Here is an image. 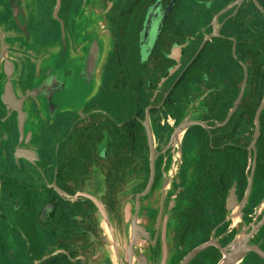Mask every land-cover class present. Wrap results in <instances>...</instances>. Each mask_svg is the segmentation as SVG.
<instances>
[{
    "label": "flooded vegetation",
    "instance_id": "af4514ba",
    "mask_svg": "<svg viewBox=\"0 0 264 264\" xmlns=\"http://www.w3.org/2000/svg\"><path fill=\"white\" fill-rule=\"evenodd\" d=\"M164 1H167L165 6ZM175 1L158 0L148 9L143 20L144 31L156 8L160 7L164 16L153 40L151 36L146 39L144 33L146 46L143 51L142 45L143 60L151 55ZM7 2L16 25L27 34L24 2ZM212 5L207 2L208 7ZM93 11L81 20L91 26L96 22V34L98 18L96 9ZM236 13L230 8L214 13L210 20L211 30L198 42L187 69H181L182 64L178 67L179 73L163 96L162 103L158 104L159 109L166 107L167 98H172L180 90L186 72L198 68L202 70V76L210 81L209 71L203 65L205 55L212 60H209L211 63H225L231 57L243 69L245 61L242 57L247 54L253 59L254 66L260 63L262 43H258L256 37L240 40L231 35L230 28L225 29L235 20ZM76 18L73 12L71 25L75 35H78ZM205 28L203 23L201 29ZM83 29L84 26L81 35ZM93 33L88 41L78 35L77 39L81 37V43L87 44L82 45L83 55L72 67V75L78 76V81L85 87L94 85L102 67L104 51L98 45L101 43L98 36L95 39ZM65 40V43H72L67 35ZM4 44L3 54L0 39V144H5L8 151V144L15 139L20 146L16 145L13 149L14 161L17 165H23V161L31 164V182H26L24 168L19 172H6L7 176H15L20 181L19 193L16 194L21 200L18 207L31 204L33 208L34 246L27 249V260H31L32 264H229L231 259H237L234 264H264V258L251 248L256 246L264 252V123L261 120L264 107L257 121V109L263 101L256 100L257 93L251 91L235 107L229 103L230 90H225L222 98L213 99L205 106L206 115L189 120L201 122L189 125L197 126V134L176 144L178 160L176 176L171 179L173 183H169V177L158 173L156 167L153 174L150 162L146 182L136 184L133 157L139 123L136 125L131 118L120 121L118 114L112 112V119L91 118L94 114L102 118L108 114L109 109L103 105L101 97L100 102L97 99L95 103L82 105L80 108L84 112L80 118L64 123L56 121L54 118L62 105L57 95L63 89L60 76L64 70V65H61L63 60L42 61V74L37 61L38 77L32 84L35 89L18 98L12 92L9 94L8 89L13 85L9 83V76L17 75L14 77L17 80L19 76L24 77L21 82L28 83L30 68L26 71L27 77L19 73L12 58L5 57L11 51ZM178 47L179 59L172 56L180 61L184 54L182 46L177 44L175 49ZM68 51V57L75 60L76 52L71 54L70 47ZM117 53L118 61L121 58L125 60L122 51ZM57 67L61 70H56ZM216 69L219 68L214 65L209 69L215 78L218 76ZM213 84L215 87V82ZM251 84L248 86L252 90ZM213 86L210 89L212 97L216 96L214 91L220 96V89L215 90ZM245 87L244 82L242 91ZM3 89L5 100L1 97ZM36 94L43 100L40 107L48 118V131L43 130L47 133V138L46 133L43 134V140L46 138L48 144L46 154L40 153L38 148L26 146L33 139L26 124L33 107L26 104ZM200 106L201 103H198L197 107ZM152 107H147L146 116L147 113L149 116ZM252 115L254 120L249 119ZM39 135L35 136L37 141H40ZM18 149L27 153L18 155ZM186 152L190 159L188 164L184 159ZM129 154V165L126 167L122 161ZM252 192L254 196L262 194L261 198L250 199ZM41 241L45 244L41 245Z\"/></svg>",
    "mask_w": 264,
    "mask_h": 264
},
{
    "label": "rangeland",
    "instance_id": "374dc122",
    "mask_svg": "<svg viewBox=\"0 0 264 264\" xmlns=\"http://www.w3.org/2000/svg\"><path fill=\"white\" fill-rule=\"evenodd\" d=\"M132 1L61 0V7L57 12V17H55L56 0H22L28 20L26 34L16 25L13 12L7 0H0V31L5 37L7 47L11 51L5 57L9 60L12 58L11 60L14 61L17 71L19 73L22 72L26 77V71L30 68L28 83L21 82L24 75L22 76L23 78L19 76L18 80L14 78L17 75L9 76V83H13V85L9 87L8 91L9 94L12 92L13 96L18 98L33 88L35 89V86L32 88V84L38 77L37 61L40 62V73L42 74L44 66L41 63L42 61L55 60L56 62H61L63 60L61 65H64V70L61 73L59 72L63 79V89L59 93L60 95H57L62 105L54 119L64 123V121L69 119L80 118L84 112L80 107L95 103L97 99L100 102V97L103 105L109 109V116L104 114L102 118L99 114H94L91 118L112 119L110 114L113 113L118 114L117 118L121 121L125 118H132L137 110L142 111L143 114L139 119L137 131L138 136L134 142L133 166L136 168L135 182L136 184L146 182L149 176L150 162L154 159L158 173H161L163 177H169V183H173L171 179L177 173L178 149L176 144L179 141L188 140L189 137L197 134L195 132L197 126L185 127L186 122L199 118L201 115H206L208 112L205 106L210 104L213 99L222 98L225 90L231 91L229 103L234 107L245 100V97L251 91L257 93L256 100L258 102L264 99V0H176L157 36V43H155L151 55L146 60H142V45L143 51L146 46L144 33L146 32V39L151 36L153 40L162 24L164 15L160 7L156 8L151 16L147 30L144 31V27L142 28L141 41L139 37H132L131 43H128V54L130 56L125 57V60L121 58L118 61V51H116L117 38L114 28L120 24V15L125 12L124 10L127 9ZM209 1L213 3L210 7L207 6ZM166 3L167 1H164L163 5L165 6ZM228 8L231 9V12L236 11L237 13L234 17L235 20L225 29L230 28L231 35L237 39L241 40L253 36L258 39V43H262L260 52L262 57L260 63L256 64V66H259L257 74L254 75L256 66H254L253 59H251L249 54L244 58L242 57L245 61L243 62L245 69L238 62L233 61L231 57L225 63H211L209 62L211 59L205 55L203 65L205 70L209 71L210 77L208 79L210 81L202 76V70L199 71L197 70L198 68L186 72L187 76L180 90L172 98H167L166 107L159 109L158 104L162 103L163 96L169 91L170 85L179 73L177 71L178 67L182 64L181 69L184 71L187 69L186 65L197 49L198 42L205 33L211 30L210 20L214 13ZM95 9L98 18V32L96 34L94 32V28H96L95 18L92 19L93 23L95 22L92 26L89 22H82L81 20L85 16H90V12L92 10L95 11ZM148 9L145 15H147ZM73 12L77 15L76 28L78 35H81L82 26H84V32L81 37H84L85 41H88L92 36L91 33L94 32V38L96 39L98 36L97 38L101 42L98 45L104 51L102 67L98 70V78L92 87H85L78 81V76L72 75V67L76 65L74 63L78 62V59L83 55L82 45L87 44V42L81 43L82 38L79 37L80 40H78V35L73 32L71 25ZM64 22L66 23L64 24ZM203 23L206 25L204 30L201 29ZM131 29L134 31L136 26ZM66 30H69V32L67 31L65 34ZM66 35L67 39H70L72 43H65ZM177 44L183 48L184 55L180 61H177L172 56ZM68 47L72 50L71 54L74 55L76 52L75 60H71L68 57ZM176 62L179 63L177 67ZM31 63L34 64L31 65ZM212 65L219 68L216 69L217 78L213 75L212 70L210 73L209 69ZM56 70L59 71L61 69L57 67ZM212 75L215 81H212L214 79ZM213 82H215V87ZM244 82L246 87L242 91ZM250 84L253 87L252 90L248 86ZM211 86L215 90L220 89L221 95L219 96L218 92L214 91L216 96L212 97L213 93H210ZM1 94L3 100H5L4 89ZM40 102L42 103L43 100L36 94L34 97L29 98L26 104L31 105L30 108L33 107L32 111H30L29 121H26L27 129L33 139L26 146L38 148L40 153L46 154L48 151V144L46 143L47 133L43 130L47 129L48 131V118L47 115H44ZM198 103H201L200 107H197ZM149 105L153 107L149 113V121H147L146 110ZM86 119L89 118L87 117ZM249 119L254 120V115L250 116ZM261 120L264 123V109L261 114ZM58 125H61V123H58ZM39 130L40 133L38 132ZM250 130L253 131L252 128ZM45 133L46 138L43 140V134ZM38 134H40L39 139L43 143L35 139ZM120 143L119 141L118 148ZM16 145L20 146L15 139H12V143L8 144L9 150L6 151L7 146L5 147V144L1 146L0 144L1 148L5 149V151H0V264H32L31 260H27L29 256L27 255V249L34 246L31 219L33 208L31 204H28L27 207H18V203L21 200L16 194L19 193L18 185L20 181L17 180V177H9L6 174L7 171L10 173L13 170L19 172V169L24 168L26 182L32 181L31 164L23 161V165L18 163V165L20 164V167H18L14 161L13 149ZM129 157L130 154L122 161L126 167L129 165ZM184 159L187 164L190 162L187 152ZM99 160L102 162V159ZM103 164V166H106V163L103 162ZM28 184L31 185L30 183ZM261 196L262 194L254 196L252 192L250 199L259 200ZM26 216L29 218H26ZM23 220L29 222H24ZM44 244V241H41V245Z\"/></svg>",
    "mask_w": 264,
    "mask_h": 264
},
{
    "label": "trees",
    "instance_id": "16d2710c",
    "mask_svg": "<svg viewBox=\"0 0 264 264\" xmlns=\"http://www.w3.org/2000/svg\"><path fill=\"white\" fill-rule=\"evenodd\" d=\"M158 0H133L132 3L127 7L125 12L120 15L119 21L120 24L114 28V32L116 35V49L117 51H122L124 58L130 54H128V42L134 38L142 37V28H143V20L145 19V12L148 8H150L154 3ZM118 24V22H117ZM136 29L132 31L131 28L135 27ZM131 27V28H130ZM134 34V35H133ZM131 43V42H130ZM125 58V59H126ZM133 58V56H132ZM143 60V59H142ZM140 63H142L140 61ZM128 68V66L126 65ZM184 76L181 77L184 78ZM143 114L142 111L137 110L134 116L131 118L134 120L135 124L139 123V119Z\"/></svg>",
    "mask_w": 264,
    "mask_h": 264
},
{
    "label": "water",
    "instance_id": "95a60500",
    "mask_svg": "<svg viewBox=\"0 0 264 264\" xmlns=\"http://www.w3.org/2000/svg\"><path fill=\"white\" fill-rule=\"evenodd\" d=\"M60 6H61V0H56V5H55V8H54V15H55V17H57V12L59 11ZM0 39H1L2 48H3V54H4V52H5V44H4V43H5V39H4V37H3V35H2L1 32H0ZM173 55H174V57H175L176 59H179V47L176 48V49H174V53H173ZM263 107H264V99H263V101L260 103V105H259V107H258V109H257V114H256V119H257V121L259 120V115H260V113H261ZM146 119H147V121H149L148 113H147ZM195 123H201V122H200V121L192 120V121H189V122L185 123V127H186V126H189V125H191V124H195ZM257 135H258V125H257ZM22 153H27V152H25L23 149H18V150H17V154H18V155H20V154H22ZM151 168H152V173L154 174V169H155V166H154V159L151 160ZM251 248L254 249V250H256V251H257V252H258V253L264 258V252L261 251V249H259V248L256 247V246H253V247H251Z\"/></svg>",
    "mask_w": 264,
    "mask_h": 264
},
{
    "label": "bare ground",
    "instance_id": "6f19581e",
    "mask_svg": "<svg viewBox=\"0 0 264 264\" xmlns=\"http://www.w3.org/2000/svg\"><path fill=\"white\" fill-rule=\"evenodd\" d=\"M236 260L237 259H231V261L229 262V264H234Z\"/></svg>",
    "mask_w": 264,
    "mask_h": 264
}]
</instances>
